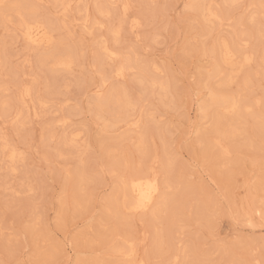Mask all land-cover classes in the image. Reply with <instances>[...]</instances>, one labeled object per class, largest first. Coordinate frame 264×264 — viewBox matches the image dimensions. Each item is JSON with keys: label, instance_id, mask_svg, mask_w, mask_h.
<instances>
[{"label": "rangeland", "instance_id": "obj_1", "mask_svg": "<svg viewBox=\"0 0 264 264\" xmlns=\"http://www.w3.org/2000/svg\"><path fill=\"white\" fill-rule=\"evenodd\" d=\"M29 1L0 4V264H125V241L137 249L128 264L170 263L177 247V264H264V0H127L125 14L123 0ZM201 6L221 22H205ZM22 19L50 32L49 48L23 44ZM221 42L233 63L222 62ZM212 94L251 111L225 114ZM144 174L163 188L159 210L119 211L122 182Z\"/></svg>", "mask_w": 264, "mask_h": 264}, {"label": "bare ground", "instance_id": "obj_2", "mask_svg": "<svg viewBox=\"0 0 264 264\" xmlns=\"http://www.w3.org/2000/svg\"><path fill=\"white\" fill-rule=\"evenodd\" d=\"M4 0H0V4L3 2ZM31 1V0H30ZM30 1L28 3H30ZM33 1V0H32ZM31 1V3L34 7V3ZM37 3L39 4H44L45 3V0H35ZM65 1V0H64ZM113 1V0H110V2ZM194 1V0H193ZM224 4H227L228 5H234L238 2H240V0H222ZM61 2V1H60ZM59 2V3H60ZM214 2V1H213ZM25 3V2H23ZM27 3V4H28ZM30 3V4H31ZM65 3V2H63ZM62 3V4H63ZM194 3V2H193ZM4 4V3H3ZM29 4V6H30ZM128 2L127 0H123V3H122V12L124 13L126 10H127V7H128ZM213 4V3H212ZM223 5V4H222ZM14 6V5H13ZM28 6V7H29ZM63 6V5H61ZM185 6V5H184ZM33 7H30V8H33ZM102 5L98 6V8H101ZM106 6L102 7L103 9L105 8ZM225 7V6H224ZM235 7V6H234ZM30 8H28L30 10ZM70 8V1H68L65 5H64V10H67ZM79 8V7H78ZM97 8V7H96ZM101 8V9H102ZM107 8V7H106ZM105 8V9H106ZM192 9V8H191ZM22 10V9H21ZM32 10V9H31ZM89 10V9H88ZM99 10V9H98ZM198 10V8H197ZM105 11V10H104ZM129 11V10H128ZM2 12V11H1ZM32 12V11H31ZM103 12V11H102ZM101 12V13H102ZM106 12V11H105ZM104 12V14H105ZM33 13V12H32ZM31 13V14H32ZM91 13V12H90ZM1 14V13H0ZM34 14V13H33ZM32 14V16H34ZM68 14V13H67ZM125 14V13H124ZM201 14L205 20V22H209L212 18H216L218 19L220 22H221V18L217 17L219 15H216V13L214 11H212L210 9V7H203L201 6ZM253 14V13H252ZM201 16V17H202ZM30 18H32L30 16ZM36 19V17H35ZM32 21V19H30ZM34 21V20H33ZM88 17L86 16V18L83 20V25L85 26V29L87 28V26L89 27L88 25ZM39 22V21H38ZM49 22V21H48ZM226 22V21H225ZM18 30H19V33H20V38L23 42L24 45H26L28 48H31V49H47L50 47V45L52 44V36L50 35V32H48L46 30V28L37 23V22H34V23H29L27 20H24L22 19L21 22L19 23L18 22ZM91 25V24H90ZM120 25V24H119ZM138 25H139V21L134 19L131 21V24H130V28L131 29H136L138 28ZM258 25V24H257ZM72 26V25H71ZM74 27V25L72 26ZM88 29V28H87ZM134 31V30H133ZM132 31V32H133ZM136 31V30H135ZM112 32V31H110ZM53 33V32H52ZM114 34H117L118 32L117 31H114L113 32ZM257 36H259V38H264V30H259L257 31ZM112 34V33H111ZM105 43V42H104ZM102 44L101 47V50L103 52V55L105 57V60L106 61H109V62H113L116 58V54L115 52H113L107 45L105 44ZM236 44V43H235ZM237 45V44H236ZM26 47V48H27ZM215 47V46H214ZM216 48V47H215ZM214 48V49H215ZM218 48V47H217ZM216 50V49H215ZM59 52V51H57ZM101 52V51H100ZM101 52V53H102ZM49 53V52H48ZM54 53V52H53ZM56 53V51H55ZM60 53V52H59ZM219 53H220V58L222 59V62H224L225 64H231L234 62V60L237 58V55L236 53L234 52V49L231 47V45L227 44L226 42H221L220 43V46H219ZM58 54V53H56ZM69 54V52H68ZM240 54V53H239ZM63 55V54H62ZM62 55H57V56H62ZM65 55V54H64ZM56 56V57H57ZM43 57V56H42ZM55 57V58H56ZM219 58V59H220ZM239 59V58H238ZM253 57L251 56V54H248V53H242L241 54V57H240V60H241V63H242V66L243 65H249V63L252 61ZM72 61V60H71ZM70 60L68 59H64L63 56L61 58L57 57L56 58V61H55V66H64V67H67L70 65ZM101 61V60H100ZM104 60L102 59V62ZM105 61V63H106ZM254 61V60H253ZM41 62V61H40ZM101 62V64H102ZM119 63V62H118ZM122 64V62H120ZM119 63V64H120ZM221 64V63H220ZM219 64V65H220ZM215 65V64H214ZM124 66V64H123ZM123 66H118L116 67L115 65V69L113 70V73H114V78L118 79V80H123L125 78V73H126V69L125 67ZM68 68V67H67ZM105 68V67H104ZM151 68V67H150ZM160 68L155 65H152V71L155 73V74H159L158 70ZM211 72V71H210ZM222 72V71H221ZM216 73H219V71H217ZM220 74V73H219ZM111 75V74H110ZM230 75V74H229ZM156 82L157 80H154L153 79V82ZM160 82V81H159ZM140 83V82H139ZM150 83H151V80H150ZM149 83V84H150ZM4 84V83H2ZM33 84V83H32ZM159 86L161 85L160 83H158ZM153 85V84H151ZM26 86V85H25ZM157 86V87H159ZM167 86V85H165ZM2 87V86H1ZM23 87V86H22ZM6 89V88H5ZM165 89V88H164ZM33 90V89H32ZM114 90V89H113ZM160 90V89H159ZM116 90L112 91L115 93ZM121 91V90H120ZM119 94V92H118ZM122 93L120 92V95ZM116 95V93H115ZM114 96V94H113ZM160 96V95H158ZM37 97V96H36ZM31 98V94H30V89L28 88H25L21 90V93H20V99H21V102L27 107V103L29 102L28 100ZM113 98V97H112ZM37 99V98H36ZM114 99V98H113ZM37 101V100H36ZM211 101L212 103H216V104H219V107L220 105L222 106V112L225 113V114H230V113H234V114H237V116H239V113L241 111H243V113H249L251 111V108H252V104H249V103H245L242 108L238 105V102L235 101V99L233 97H217L216 95L212 94V97H211ZM41 104H44L42 101H40ZM39 102V103H40ZM137 102V101H136ZM254 102V101H253ZM258 100L255 101V105L258 106ZM30 103V102H29ZM116 103L118 105V111H125L127 110L128 108H130L132 106L131 102L127 99V97L125 95H121L119 98H117L116 100ZM115 103V104H116ZM40 104V105H41ZM30 105V104H29ZM135 105V103H134ZM209 105V104H208ZM21 106V105H20ZM19 106V107H20ZM43 106V105H42ZM113 106H114V103H113ZM210 106V105H209ZM12 107V106H11ZM3 108V107H2ZM133 108V107H132ZM120 109V110H119ZM5 110V109H4ZM20 110V109H19ZM206 110V109H205ZM248 110H250L248 112ZM33 112V111H31ZM111 112V111H110ZM114 112V111H113ZM18 114V113H17ZM97 114V113H96ZM101 114V113H100ZM21 115V114H19ZM35 115V113H34ZM36 116V115H35ZM98 116V115H97ZM14 118H17V117H14ZM101 118V117H100ZM104 118V117H103ZM204 118V117H203ZM256 118V117H255ZM114 119V118H113ZM106 120V119H105ZM108 120V119H107ZM106 120V122H107ZM115 120V119H114ZM57 121V120H56ZM113 121V120H112ZM59 122H63V120L59 121ZM105 122V121H103ZM137 122L138 121H135L133 122L132 124L133 125H137ZM1 124V123H0ZM59 124V123H58ZM237 130H238V127L236 125H234ZM106 127V126H105ZM233 127V126H232ZM232 127L228 130H231L230 132L227 131H223L221 132L222 133V137L223 135H227V136H234L235 134V127ZM236 130V131H237ZM215 131V130H214ZM216 132V131H215ZM232 134V135H231ZM79 134H76L73 136V138H77ZM225 137V136H224ZM215 138V137H214ZM224 139V138H223ZM2 140V137L0 136V141ZM65 140V139H63ZM5 141V140H4ZM75 141V140H74ZM213 143V141H212ZM77 144V143H76ZM215 146L218 147L220 149V152L222 155H227L229 153V151L220 143V141H217L215 143ZM9 147L7 146L6 144V148ZM77 147V146H76ZM3 149V148H1ZM4 149H5V146H4ZM10 149V148H9ZM6 150V149H5ZM1 151V150H0ZM6 152V151H5ZM5 157V156H4ZM23 158V157H22ZM5 159V158H4ZM6 159H7V162L10 163V167H11V171H14L15 168H14V164L19 161L21 159L20 157V153H17L16 150L14 149H11L9 150L7 153H6ZM138 175V174H137ZM123 178V177H122ZM128 179V178H127ZM123 181V179L121 180ZM119 184V183H118ZM162 185V184H161ZM162 187L160 186L159 184V181H158V178L155 174H148V175H145L144 176H138V177H135V178H131L129 179L128 181L124 180V182H122L121 186L119 187L118 189V197H119V203H115L116 204V207L117 209L120 210H124V211H128V213L132 214V215H146V214H150V215H155L156 212L159 210V206H160V199L162 198V195H163V191H162ZM79 194V193H78ZM164 196V195H163ZM115 207V208H116ZM115 211H118V210H115ZM250 212H252L253 215L250 214V217L251 216H256L255 214L259 211L257 210H251ZM125 245L124 247H120V249H118L116 252H118L122 258L124 259V262L125 264H128L127 262L131 261L133 259V257H135V254L137 253V249H136V252H135V249H134V246L132 244H129L130 242L129 241H125L124 242ZM132 243V242H131ZM123 246V245H122ZM179 247H177V250L175 253H173L171 256H170V263L168 262L167 264H177V262L179 261L178 260V257L180 256V254H182V257L183 259H185L186 256H184L183 254L184 253H180L179 254ZM184 252V251H183ZM117 255V254H116ZM135 259V258H134ZM182 261V260H181ZM185 262H183L184 264Z\"/></svg>", "mask_w": 264, "mask_h": 264}, {"label": "snow or ice", "instance_id": "obj_3", "mask_svg": "<svg viewBox=\"0 0 264 264\" xmlns=\"http://www.w3.org/2000/svg\"><path fill=\"white\" fill-rule=\"evenodd\" d=\"M5 7H7V6H5Z\"/></svg>", "mask_w": 264, "mask_h": 264}]
</instances>
